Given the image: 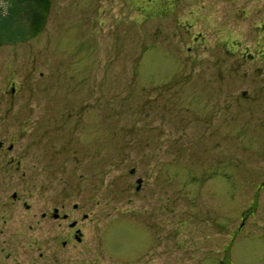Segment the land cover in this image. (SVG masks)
Segmentation results:
<instances>
[{
  "label": "rangeland",
  "instance_id": "rangeland-1",
  "mask_svg": "<svg viewBox=\"0 0 264 264\" xmlns=\"http://www.w3.org/2000/svg\"><path fill=\"white\" fill-rule=\"evenodd\" d=\"M161 2L0 0V264H56L34 221L58 181L92 219L63 264H129L141 196L168 218L151 264H264V105L241 97L259 63L213 57L224 1Z\"/></svg>",
  "mask_w": 264,
  "mask_h": 264
},
{
  "label": "flooded vegetation",
  "instance_id": "flooded-vegetation-1",
  "mask_svg": "<svg viewBox=\"0 0 264 264\" xmlns=\"http://www.w3.org/2000/svg\"><path fill=\"white\" fill-rule=\"evenodd\" d=\"M162 1L160 4L168 5L169 7L173 5V0ZM198 1H201V4L199 3L198 6L199 16H204L207 11L213 12L214 0ZM222 1L225 2L222 5H225L224 8L229 18L226 27L231 40L225 50L221 46H215L216 50L213 57L215 59H229L232 66L234 65V61H236V66L240 62L245 63L246 61L259 63L258 67H246V79L245 83H243L245 87L241 91V97L247 100L252 107H260L261 109V106L264 105V0ZM167 14L165 17H168L169 14ZM229 23L231 27L234 24L241 23V26L247 32L243 31L242 35H236L234 27L231 28ZM186 25L190 27V24ZM197 35L199 36L200 34L198 33ZM194 39L196 38L194 37ZM216 44L222 45V43L217 42ZM249 91L252 92V99L248 98ZM3 182L4 179L0 175V184ZM58 182L61 183L59 187L51 188L49 191L43 190L44 194L41 196L43 201L40 202V206L36 212L34 230L37 235L35 239L36 247L44 251L51 250L50 258L56 264H63L66 262V258H71L72 253L79 254V252L83 251L82 249L75 248L79 245L82 247L83 243L88 240L85 233L87 224L85 223L92 224V219H90L89 212L84 211L83 207L79 206L78 203L69 201L72 197L68 188L69 182ZM140 190L141 188L139 187L135 191L139 192ZM12 196L14 197L15 194ZM97 199L99 203L104 200V196H99ZM140 199V202L136 201L133 205V210L135 211L132 212V219L129 223L135 224L140 228L146 237L138 239V244L136 242L131 250L117 252L118 256L125 259L129 264H151L148 257H152L154 254L153 250L158 246H161L162 250H165L166 253L168 252V218L164 216V212L155 214L154 217L153 212H146L149 209L148 206H154L153 197L146 198L141 196ZM162 199L164 201L161 203L165 205L164 209L167 212L169 202L166 198ZM118 222H121V219L116 220L115 223ZM112 223L114 222L110 221L106 226ZM107 236V233H102L97 239L100 243L101 241L102 243H107ZM159 239L161 240V244H159ZM38 255L42 257V252L39 251ZM168 255L167 259H169Z\"/></svg>",
  "mask_w": 264,
  "mask_h": 264
},
{
  "label": "water",
  "instance_id": "water-1",
  "mask_svg": "<svg viewBox=\"0 0 264 264\" xmlns=\"http://www.w3.org/2000/svg\"><path fill=\"white\" fill-rule=\"evenodd\" d=\"M137 183L139 182V180L136 181Z\"/></svg>",
  "mask_w": 264,
  "mask_h": 264
}]
</instances>
